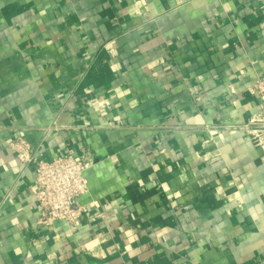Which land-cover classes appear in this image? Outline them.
Returning <instances> with one entry per match:
<instances>
[{
  "label": "crops",
  "instance_id": "crops-1",
  "mask_svg": "<svg viewBox=\"0 0 264 264\" xmlns=\"http://www.w3.org/2000/svg\"><path fill=\"white\" fill-rule=\"evenodd\" d=\"M259 77L264 0H0V264H264ZM20 138L94 156L80 226L38 227Z\"/></svg>",
  "mask_w": 264,
  "mask_h": 264
},
{
  "label": "built area",
  "instance_id": "built-area-1",
  "mask_svg": "<svg viewBox=\"0 0 264 264\" xmlns=\"http://www.w3.org/2000/svg\"><path fill=\"white\" fill-rule=\"evenodd\" d=\"M249 93L259 97L263 105L238 130L264 154V77L256 80ZM8 147L14 153L17 167L23 173L29 169L34 171L35 197L40 208L38 227L51 229L57 222H65L72 227L80 226L88 209L81 206L79 201L89 193L86 173L97 163L94 156L89 152L77 155L70 149L66 156L45 161L23 138L10 142Z\"/></svg>",
  "mask_w": 264,
  "mask_h": 264
}]
</instances>
